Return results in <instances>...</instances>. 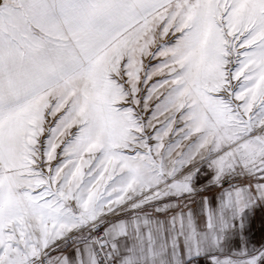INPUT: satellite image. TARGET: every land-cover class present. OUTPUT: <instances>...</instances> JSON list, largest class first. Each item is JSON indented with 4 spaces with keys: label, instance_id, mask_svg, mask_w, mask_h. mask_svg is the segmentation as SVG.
<instances>
[{
    "label": "snow or ice",
    "instance_id": "obj_1",
    "mask_svg": "<svg viewBox=\"0 0 264 264\" xmlns=\"http://www.w3.org/2000/svg\"><path fill=\"white\" fill-rule=\"evenodd\" d=\"M0 264H264V0H0Z\"/></svg>",
    "mask_w": 264,
    "mask_h": 264
},
{
    "label": "crops",
    "instance_id": "obj_2",
    "mask_svg": "<svg viewBox=\"0 0 264 264\" xmlns=\"http://www.w3.org/2000/svg\"><path fill=\"white\" fill-rule=\"evenodd\" d=\"M258 219V217H257ZM254 232H255V235H254V240L256 243H259L260 241V238H261V233L258 229V224L257 225H254Z\"/></svg>",
    "mask_w": 264,
    "mask_h": 264
}]
</instances>
